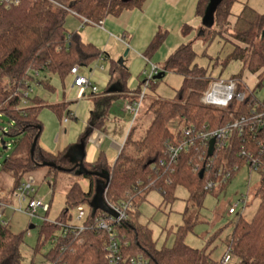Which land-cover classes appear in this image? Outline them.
I'll return each instance as SVG.
<instances>
[{"label":"trees","instance_id":"1","mask_svg":"<svg viewBox=\"0 0 264 264\" xmlns=\"http://www.w3.org/2000/svg\"><path fill=\"white\" fill-rule=\"evenodd\" d=\"M147 1L20 0L17 6L8 8L0 4V116L8 120L6 132L0 127V143L4 150L5 138L13 144L10 154L0 164V173L8 175L11 180L7 188L9 194L38 168H46L55 177V174L61 171L46 167L45 164L52 163L63 167L61 163L65 155V151L52 154L39 144L43 129L39 114L46 108L61 117L68 105H47L36 96L29 97L27 105H23V92L33 83L46 87L48 78L52 75L64 79L74 66H87L100 57L99 50L84 43L78 34H69L66 31L64 23L69 13L58 5L72 10L92 25H99L107 16L116 17L124 10L140 9ZM234 2L236 0H223L216 8L212 27L203 28V34H206L208 41L221 35V31L215 29L218 25L223 28L230 27L228 18L231 16L230 9ZM208 3L209 0H198L195 13L197 18H203ZM183 31H187V28ZM165 36L166 31L159 30L156 33L144 52L146 59L160 47ZM231 37L245 48L234 45L224 64L231 61L241 62L242 71L233 79H238V89L245 91V101L239 105L233 102L228 109L204 105L201 97L211 81L205 77V70L194 64L196 54L191 45L180 46L157 67L164 75L173 73L182 77V84L175 99H155L145 106L143 113L150 117L144 136L134 139L133 130H130L112 165L103 153H100L93 163L82 161L84 169L90 174L78 177L87 182V190H82L77 182L70 185L65 193V209L56 222L67 224L71 221L68 210L84 206L89 208L84 224L91 226L93 219L102 214L98 210L92 214L90 208L96 182L99 180L95 174L107 173L109 183L105 192L106 201L112 205H129L127 220L116 226L118 235L123 236L129 243V254H143L149 264H217L210 254L191 249L183 243L185 233L191 231L198 221L194 209H199L205 195L213 192L204 189L206 172L199 178L200 172L193 171L194 161H197L194 153L181 154L177 162L168 169L167 166L161 167L160 161L166 159L167 144H173L179 138L170 129L172 121H175V125H193L199 129L207 125L209 129H216L232 122L230 113H233L234 109H238L234 116L239 117L248 115V106L251 107L256 102L259 103V111L264 108V100L257 101L252 95L253 90H246L239 80L243 71L256 74L264 70V14L257 15L245 7L236 17ZM114 67L121 72L119 92H125L127 72L117 65ZM34 72L41 78H35ZM263 78L264 73H261L255 88L262 85ZM160 80H151L147 88L153 89L152 82ZM109 101L110 99L105 101L107 105ZM92 128L94 127L86 128L79 139L86 142ZM239 145L240 142L236 141L229 152L219 153L218 158L214 160L216 166L210 167V177L213 180H216L215 173L222 159L227 160V167L244 166V158L237 156ZM237 172L233 173L231 178ZM68 173L74 175V170ZM257 174L259 179L254 191V196L259 200L257 208L249 220L241 214L235 218L231 234L226 241V249L231 251L237 264H264V171ZM229 181L230 179L226 180L220 188ZM180 186L186 189L187 203L193 212L186 209L183 213V224L179 227L172 248L156 250L147 231L138 225L136 207L150 189L157 190L164 201H172L174 190ZM214 238L215 236L210 241ZM105 240V234L100 230L87 229L81 233L68 230L63 234L62 228L44 222L39 228L33 255L39 254L43 245L50 242L51 247L42 256L49 263L107 264L103 250ZM22 245L21 234H13L8 226L0 225V264H24Z\"/></svg>","mask_w":264,"mask_h":264},{"label":"rangeland","instance_id":"2","mask_svg":"<svg viewBox=\"0 0 264 264\" xmlns=\"http://www.w3.org/2000/svg\"><path fill=\"white\" fill-rule=\"evenodd\" d=\"M245 7L253 10L257 15L264 14V0H236L230 9L231 16H238ZM234 25H230L229 28L218 25L215 29L221 31L220 36H214L208 41L205 37L206 34H203L200 41L195 39L191 45L196 54L194 64L205 70V77L210 79L211 82L228 81L242 71L240 61H231L224 64L225 58L234 47L231 37ZM196 37L200 38L197 35ZM235 43L239 47L245 48L241 43ZM258 72L264 73V70ZM242 76L245 77L247 87L250 88L253 79L246 74V71H243ZM239 80H241V85L246 88L243 78L241 77ZM152 84H154V88H147L136 117L133 119L132 116L127 115L126 118L127 134L130 130H133L132 138L134 139L142 138L148 127L150 115L143 113L145 106L155 99L173 101L181 87L182 77L173 73H166L162 80L153 81ZM31 88L34 92L30 96L31 98L34 97V94L38 95L39 92L43 91L35 83L31 85ZM252 95L259 102L264 100V78L262 85L259 88H254ZM181 126L182 124L175 125V121L170 123V129L174 133ZM0 127L4 128L6 132L8 120L5 117L0 116ZM5 142V150L0 143V164L13 149V144L9 139L5 138ZM117 155L118 152L113 156H108L107 160L110 165L114 163ZM61 164L62 168H67L65 161ZM27 179L32 181L35 189L32 198L41 201L44 206L48 207V211L38 209L36 217H29L18 211L20 207L16 200L7 198L10 207L4 209L2 218L7 222L8 229L13 234L23 236L21 254L24 264H49L42 256L51 247L50 242L43 245L39 254L33 255L39 228L44 222H55L65 209V193L71 184L77 182L80 188L86 191L87 182L76 175L65 172H59L54 177L53 173H50L46 168L34 170ZM258 179L259 175L244 165L223 188L217 185L212 193L206 194L202 206L199 209H194V212L198 215L197 224L191 231L185 233L183 243L191 249L210 254L213 260L218 261L227 250L226 241L231 234L235 218L241 214L249 220L257 208L259 200L254 196V191ZM99 183L104 184V181L101 180ZM10 184L11 180L8 175L0 173V192H5L6 195L9 194L7 188ZM95 189L96 195L98 186ZM241 198L244 199V204H240ZM104 199H106L105 196ZM187 199L186 189L180 186L174 190L172 201H164L162 195L155 189L148 190L144 198L140 200L136 207L138 225L147 231L148 237L156 250L172 248L179 227L183 224V213L186 209L193 212L187 203ZM28 200L21 204L22 209L26 208ZM236 203H239V205L236 208L235 215H228V208ZM68 214L71 215L69 224L81 225L84 223V221L76 220L77 214L74 209H69ZM30 226H33V228L31 229ZM214 236V240L210 241ZM231 264H234V262Z\"/></svg>","mask_w":264,"mask_h":264},{"label":"crops","instance_id":"3","mask_svg":"<svg viewBox=\"0 0 264 264\" xmlns=\"http://www.w3.org/2000/svg\"><path fill=\"white\" fill-rule=\"evenodd\" d=\"M197 3L198 0H148L140 9L124 10L116 17L107 16L99 25L84 24L80 18L68 14L64 23L66 31L78 34L84 43L100 51V57L89 65L77 66L78 75L89 79L97 92L92 94L90 89L75 88L69 74L64 79L50 76L46 87L36 84L43 91L34 96L44 104L68 105L61 117L46 108L41 110V147L52 154L65 151L67 169L81 156L83 162L90 164L100 153L107 159L119 153L127 137L126 118L129 115L123 111V106L137 100L143 90L144 72L151 66L160 67L180 46L201 40L203 27L201 19L195 15ZM236 17L229 16L230 25L236 23ZM159 30L166 31L165 39L146 59L144 52ZM235 42L232 41L233 45ZM114 65L127 72L125 92H119L121 72ZM246 74L253 79L252 89L247 87L242 76L244 85L252 91L261 72L246 71ZM40 78L39 75L37 79ZM109 99L107 105L105 101ZM65 117H68L67 122L63 120ZM91 127L94 128L88 140L79 139L86 128Z\"/></svg>","mask_w":264,"mask_h":264},{"label":"built area","instance_id":"4","mask_svg":"<svg viewBox=\"0 0 264 264\" xmlns=\"http://www.w3.org/2000/svg\"><path fill=\"white\" fill-rule=\"evenodd\" d=\"M20 0H0V4L5 7L17 6ZM56 4V3H54ZM57 5V4H56ZM68 13L78 17L76 13L65 7L58 5ZM84 24H90L86 19L78 17ZM160 70L156 66H151L150 70L144 72V84L143 90L139 93L137 100L134 103H129L123 106V111L129 113L134 119L138 114L139 109L142 105L145 92L148 84L151 80L159 75ZM69 76L73 79V86L79 90L90 89L92 94L97 92L96 87L92 86L91 81L85 77L78 75V67L74 66ZM34 77L38 78V73L34 72ZM247 89V88H246ZM249 91V90H248ZM33 94V90L29 87L23 92L22 104L27 105L28 98ZM246 99V93L243 90H239L236 79H230L228 81H213L209 85L206 92L201 97V102L206 106H212L219 109H228V107L234 102L236 105L243 103ZM250 108L248 115H241L239 117L234 116L238 109H234L233 113H230L232 122L229 124L216 128L209 129L207 125L201 129L196 126H187L182 124L175 134L179 136L173 144H167L166 159L160 161L161 167L167 166V169L177 162L178 157L185 153L190 155L195 154L197 161H194L193 171L194 172H206L207 180L204 189L214 190L218 185L219 187L226 180L230 179L233 173L238 171L241 167L233 165L227 167V160L222 159L218 170L216 171L215 178L213 180L210 175V167H215L214 160L218 158L220 152H229L234 142H240L237 156L244 158V165L248 166L252 172L259 173L264 171V108L259 111V103H254ZM235 113V114H234ZM64 122L68 121V117H65ZM210 141H214L213 152L211 156H208V149ZM170 172L172 170L170 169ZM35 189L33 188L31 180L22 181L18 187H16L10 194L0 192V225L8 226L7 222L3 220L2 213L5 208L10 207L7 203V198L14 199L19 203V210L29 217H36L37 210L43 209L45 212L48 211V207L44 206L41 201L34 200L32 198ZM28 200L25 209L21 208V204ZM105 202L109 209L113 211L115 216L107 213L95 217L91 226L85 225V220L88 216V207L78 206L75 211L77 214V221H84L81 225L75 224H63L59 222H52L56 226L63 229V234L66 231L81 233L87 229H96L104 232L106 240L103 246V250L106 256L107 264H149V260L143 255H131L128 253L129 243L123 236H119L116 231V226L127 220V213L129 209L128 204L112 205ZM240 204H244V199H240ZM239 203L229 207L227 210L228 215H235L236 208ZM80 242V241H79ZM237 264V260L234 259L229 249L222 255L217 261V264ZM55 264V263H49Z\"/></svg>","mask_w":264,"mask_h":264},{"label":"water","instance_id":"5","mask_svg":"<svg viewBox=\"0 0 264 264\" xmlns=\"http://www.w3.org/2000/svg\"><path fill=\"white\" fill-rule=\"evenodd\" d=\"M223 0H209V3L206 7L205 13L203 18L201 19V24L203 28H211L213 25V16L215 13L216 8L219 6V4L222 2ZM127 52H125L124 55H126ZM122 58L118 61V63L121 65L122 64ZM164 77V73H160L159 75H157L156 77H154V80H160L161 78ZM213 145H214V141H210L209 143V149H208V156L212 155L213 152ZM33 149H34V144L32 145L31 151H30V155L32 156L33 154ZM82 157V156H81ZM79 157V160L74 159V165L72 168H62V167H58L52 163H46L45 166L49 167V168H53L56 169L57 171H61V172H71L74 170V175L76 176H81L84 174H90L89 172H87L82 164V158ZM203 175V172L201 171L199 173V178H201ZM96 177L99 178V180L96 182V186L95 188H97L98 186V191L92 199V202L90 204V208L92 209V214H94L97 210L101 211L103 213H107L110 214L112 216H115V214L113 213V211H111L109 209V207L107 206L104 196H105V192L109 183V175L107 173H100V174H95ZM104 181V184L99 183L100 181ZM96 190V189H95ZM30 228L32 229L33 226H30Z\"/></svg>","mask_w":264,"mask_h":264}]
</instances>
